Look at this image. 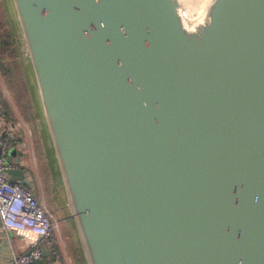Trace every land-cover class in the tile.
Listing matches in <instances>:
<instances>
[{
    "label": "water",
    "instance_id": "95a60500",
    "mask_svg": "<svg viewBox=\"0 0 264 264\" xmlns=\"http://www.w3.org/2000/svg\"><path fill=\"white\" fill-rule=\"evenodd\" d=\"M11 3L84 264H264V0Z\"/></svg>",
    "mask_w": 264,
    "mask_h": 264
},
{
    "label": "built area",
    "instance_id": "2783aa9c",
    "mask_svg": "<svg viewBox=\"0 0 264 264\" xmlns=\"http://www.w3.org/2000/svg\"><path fill=\"white\" fill-rule=\"evenodd\" d=\"M11 150L19 159V166L8 161ZM25 150L23 128L11 122L0 110V239L10 251L9 255L0 258V264H31L32 260L42 259L41 248L47 252L46 264H64L57 254V223L37 199L31 181L25 175L30 174L28 160L23 159L27 156ZM18 168L24 172V185L8 175L9 171ZM13 236L28 238L26 251H17Z\"/></svg>",
    "mask_w": 264,
    "mask_h": 264
},
{
    "label": "rangeland",
    "instance_id": "374dc122",
    "mask_svg": "<svg viewBox=\"0 0 264 264\" xmlns=\"http://www.w3.org/2000/svg\"><path fill=\"white\" fill-rule=\"evenodd\" d=\"M180 2L184 6L185 10L186 1L180 0ZM1 19L2 17H0V22ZM6 33L7 32L4 34ZM5 56L8 57L7 55ZM10 60L9 62L11 63L10 65L12 68V72L9 73L10 75L8 77H3L0 73V99L4 100L13 109L11 111L12 118L10 117V121L22 128H25L27 127V124H25L27 121L30 119L33 121L32 117L34 112L32 111V108L35 107V101L30 90L31 80L29 74H31V70L29 67L23 69L19 61L17 60V62L16 59ZM0 110L4 113L1 103ZM32 128V132L31 130H26V135H23V143L26 146L25 151L27 153V156L23 159L28 160L29 175L33 181L32 185L37 199L42 202L51 213V210H55V205H57V203L64 207V199L62 192L59 194L60 196L56 195L53 182L49 176L50 171L48 169V165L50 160L47 156L48 151L45 147V135L44 133L41 134L37 131L34 121ZM66 214L68 215V213ZM58 224H60L59 220H57L58 227L55 229V234L59 238L60 230L63 229H59ZM60 253H63V251H60ZM73 253L72 249L69 250L68 255L70 259H68V261L66 259V263L63 262L64 264H77V259L73 256ZM60 257L62 261H65L63 256Z\"/></svg>",
    "mask_w": 264,
    "mask_h": 264
},
{
    "label": "crops",
    "instance_id": "0c3cea01",
    "mask_svg": "<svg viewBox=\"0 0 264 264\" xmlns=\"http://www.w3.org/2000/svg\"><path fill=\"white\" fill-rule=\"evenodd\" d=\"M0 17H2L0 23L5 25L6 32L11 35L10 42H11L13 48H16L17 52H18L17 47L19 44V41H18L19 30H18V25H17L16 20H15V13H14V9H13L11 0H0ZM15 59H16V61L17 60L19 61L21 66H23L21 64L22 60H21V56H19V53L17 54ZM31 95H32V93H31ZM33 95H34L33 99L35 101V105H34L35 107L32 108V111L34 112V115L32 118H33V121H34V124L36 126L37 131L42 134V132L39 130L38 124H37L39 106H38L36 94L34 93V89H33ZM10 110L12 111L13 109L10 107ZM31 120L32 119H30L29 121H27V123H25V124H27V127L23 128V135H26V130L27 131L31 130V132H32L33 121H31ZM28 126H29V128H28ZM46 150L48 151L47 147H46ZM47 156H48L49 160L51 161L48 165L49 166L48 169L50 171V166L53 165L54 158H53L52 153L50 151L47 152ZM12 158L14 159V157H12ZM25 175L28 176V179H30L31 185H32L33 181L31 180V177L27 173H25ZM49 176L53 182V178H51L52 177L51 171H50ZM32 188H33V185H32ZM55 207H56L55 210H51L52 211L51 213H54V214H52V220H53V222H56V223H57V220H59L60 221V224H58L59 229H63V230H60V233H59V245H58L57 249L59 251H63V253H61L65 259V261H63V262L66 263V259H67V261H68V259H70L69 255H68L69 250L72 249L73 252L76 254L80 250H79L78 246L75 244V234L72 230L71 222L66 219L68 217V215L66 214L67 211L64 210L63 206L58 204V203H57V205H55ZM13 241H14L13 243H14L17 251L24 252L28 248V238H24V237L20 238V237L13 236ZM9 253H10L9 249L5 246L3 240L0 239V258L2 256L9 255Z\"/></svg>",
    "mask_w": 264,
    "mask_h": 264
},
{
    "label": "trees",
    "instance_id": "16d2710c",
    "mask_svg": "<svg viewBox=\"0 0 264 264\" xmlns=\"http://www.w3.org/2000/svg\"><path fill=\"white\" fill-rule=\"evenodd\" d=\"M5 32V25L0 23V73L3 77H8L10 75L9 73L12 72V68L10 65L11 63L9 62V60L15 59L18 52L16 48H13L10 42L11 38L5 37ZM5 55H7L8 57H6ZM0 103L2 105V110L4 111L5 115L9 118H12L10 106L2 99H0ZM57 254L59 255V257L62 256L58 249ZM73 256L77 259V264H84L80 251H78L77 254L73 253Z\"/></svg>",
    "mask_w": 264,
    "mask_h": 264
},
{
    "label": "bare ground",
    "instance_id": "6f19581e",
    "mask_svg": "<svg viewBox=\"0 0 264 264\" xmlns=\"http://www.w3.org/2000/svg\"><path fill=\"white\" fill-rule=\"evenodd\" d=\"M185 15L187 18H192L201 9H203L209 1L207 0H185Z\"/></svg>",
    "mask_w": 264,
    "mask_h": 264
}]
</instances>
